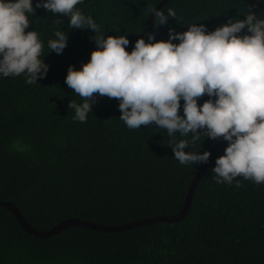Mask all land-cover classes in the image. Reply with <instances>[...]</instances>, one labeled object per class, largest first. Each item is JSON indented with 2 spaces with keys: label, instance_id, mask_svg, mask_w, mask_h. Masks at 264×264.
Returning a JSON list of instances; mask_svg holds the SVG:
<instances>
[{
  "label": "trees",
  "instance_id": "trees-1",
  "mask_svg": "<svg viewBox=\"0 0 264 264\" xmlns=\"http://www.w3.org/2000/svg\"><path fill=\"white\" fill-rule=\"evenodd\" d=\"M158 1L81 0L74 8L92 16L96 33L89 27L69 28L68 16L43 7L28 14V29L43 41L41 58L45 53L50 67L31 84L23 73L0 76V199L15 203L36 228L49 229L69 217L119 224L183 207L202 162L179 163L165 129L154 124L129 128L119 119L118 98L97 94L86 119L73 120L68 101L83 98L64 81L68 65L79 68L86 62L101 35L127 32L130 51L149 32L147 18ZM250 4L168 0L161 9L171 7L177 17L158 26L153 19V28L159 39L168 38L170 26L184 31L187 24L203 23L212 30L229 17L243 19ZM251 10L264 18V10ZM56 30L68 37L59 54L47 47ZM205 99L202 95L198 103ZM180 138L177 133L175 139ZM214 139L201 133L191 150H209ZM227 143L222 137L186 215L177 221L117 231L70 225L40 237L0 205V264H264V182L240 176L230 184L213 179L215 158Z\"/></svg>",
  "mask_w": 264,
  "mask_h": 264
},
{
  "label": "clouds",
  "instance_id": "clouds-1",
  "mask_svg": "<svg viewBox=\"0 0 264 264\" xmlns=\"http://www.w3.org/2000/svg\"><path fill=\"white\" fill-rule=\"evenodd\" d=\"M80 2L0 0V76L23 73L31 84L47 74L43 41L34 28L28 29V14L36 8L68 16L69 28L89 27L96 33L99 26L92 16L74 8ZM256 7L250 4L243 19L229 17L212 30L203 23L187 24L184 31L170 26L167 39L155 40L147 32L130 51L127 32L97 37L89 59L79 68L69 64L64 77L83 98L80 103L68 101L72 119L84 121L97 94L118 98L119 119L129 128L154 124L165 129L179 163L207 161L209 150H191L201 133L222 136L228 143L215 158L213 179L230 184L240 176L264 182V18L251 10ZM150 13L154 26L177 17L171 7H155ZM67 39L66 31L56 30L47 47L59 54ZM205 93L208 99L198 103ZM177 133L180 139H175Z\"/></svg>",
  "mask_w": 264,
  "mask_h": 264
},
{
  "label": "water",
  "instance_id": "water-1",
  "mask_svg": "<svg viewBox=\"0 0 264 264\" xmlns=\"http://www.w3.org/2000/svg\"><path fill=\"white\" fill-rule=\"evenodd\" d=\"M166 1H168V0H159L155 7L161 8V6ZM247 1L250 2L251 4L257 5L258 8L264 10V4H261L259 2V0H247ZM153 19H154V14L151 13L149 15V17L147 18V27H148L149 32L153 33V39L155 40V39H159V38H158L157 34L155 33L154 28H153ZM203 96L208 99L207 93L203 94ZM221 139H222V136H219L213 140V142L209 148L210 155H209L207 161L201 163L198 171L196 172L195 176L193 177V179L191 180V182L189 184V187H188V190H187V193L185 196V201H184L183 207L181 208V210L179 212H176V213L153 215V216L143 217V218H139L137 220H132V221L119 223V224H103V223H97V222H93V221L78 218V217H69V218H66L64 220L57 222L51 228L43 230V229H39V228H36L35 226L31 225L25 219V217L21 213L20 209L12 201L0 199V205L5 206L11 210V212L19 220V222L21 223V225L23 226V228L25 230H27L28 232H30L31 234H33L35 236H40V237H47V236L56 234L59 231H61L62 229L66 228L70 225H82V226L91 227L93 229L104 230V231H117V230H124V229L132 228L135 226L148 224V223H152V222L177 221L186 215L188 208H189L192 193H193L200 177L202 176L206 167L208 166V163H209V161L213 155V152L216 149V147L218 146Z\"/></svg>",
  "mask_w": 264,
  "mask_h": 264
}]
</instances>
